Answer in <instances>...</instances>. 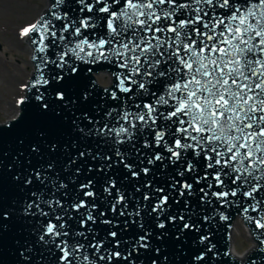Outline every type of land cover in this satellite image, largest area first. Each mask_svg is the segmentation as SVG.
I'll list each match as a JSON object with an SVG mask.
<instances>
[{
  "label": "snow or ice",
  "instance_id": "6c2138e0",
  "mask_svg": "<svg viewBox=\"0 0 264 264\" xmlns=\"http://www.w3.org/2000/svg\"><path fill=\"white\" fill-rule=\"evenodd\" d=\"M20 35L35 63L0 128V264H167L186 241L206 264L228 207L264 251V0H50ZM91 65L112 66L105 96Z\"/></svg>",
  "mask_w": 264,
  "mask_h": 264
},
{
  "label": "rangeland",
  "instance_id": "374dc122",
  "mask_svg": "<svg viewBox=\"0 0 264 264\" xmlns=\"http://www.w3.org/2000/svg\"><path fill=\"white\" fill-rule=\"evenodd\" d=\"M47 2L0 0V122L18 114L17 100L24 96L21 85L27 82L32 71L20 31L46 11ZM233 229L232 245L240 254L249 248L251 242L240 224Z\"/></svg>",
  "mask_w": 264,
  "mask_h": 264
},
{
  "label": "water",
  "instance_id": "95a60500",
  "mask_svg": "<svg viewBox=\"0 0 264 264\" xmlns=\"http://www.w3.org/2000/svg\"><path fill=\"white\" fill-rule=\"evenodd\" d=\"M44 14H45V12L41 13L39 15V17L44 15ZM22 38L27 39V36L22 37ZM32 63L34 65L35 62L32 61ZM91 67H93L95 69V71L93 73H91V82L89 84V87L96 94H98V96H105L106 93L104 90L107 88H110L109 77H110L111 71L113 70L112 66L108 65V66L103 67V68H96L95 65H91ZM85 71H87V69H85ZM102 74H106L109 77L102 75ZM95 98L96 97H94V99ZM22 114H23V112H22V106H21V113H20L19 117L14 119V120L9 121L8 123H6L4 125H0V128H2L4 126H10V125L16 124ZM11 119H13V118H11ZM8 120H10V119H8ZM5 121H7V120H5ZM5 121H2L0 123L2 124ZM17 151H19V150H17ZM60 159H61V161H64L66 158L62 155L60 157ZM28 161H29V158H28L27 154H25V157L23 160L18 159L17 161H15V163L17 164V167H21L22 165L27 166ZM32 162L36 163V161H32ZM37 166H39V165L37 164ZM60 171H62V165H61V169L59 171H57L56 174L59 175ZM24 202H25V197H24V194L21 193L20 197H19V203L18 204L12 203L11 207L9 208V211L19 212L22 209ZM109 215H110V213H109ZM223 215L225 216V219L221 220V219H219V215H216L213 218V220L211 221L210 239H211L212 244L214 245V249L218 253V255H217L215 261H211V260L206 261V264H217V262H219V264H264V251L260 250L261 246L258 244V241L255 240L254 237L252 236V233L254 231H256L254 228V225L247 223L246 220L243 218V216L239 215L236 211H233L232 208H230V207L223 209ZM239 220L248 228V230L250 232L251 239L255 243V247L252 248L248 252L247 256L243 260H239L238 258H235L229 252V249H230V233L233 230L232 226L234 223L239 222ZM11 236H12V244L18 250H19V246L27 245L30 241L29 233H23L19 229L15 230V232H13L11 234ZM185 243L188 244V247L186 249L181 250L183 259L173 255L171 257L170 261L167 262V264H197V262H195V261L190 262V260H189L190 251L195 250L196 245L194 243H190L187 241ZM165 251H167V249H165ZM225 253H227V255H224ZM233 254H234V252H233ZM45 255H47V253H45ZM8 259H10V258H8ZM137 264H146L144 257H141L140 261H138Z\"/></svg>",
  "mask_w": 264,
  "mask_h": 264
},
{
  "label": "bare ground",
  "instance_id": "6f19581e",
  "mask_svg": "<svg viewBox=\"0 0 264 264\" xmlns=\"http://www.w3.org/2000/svg\"><path fill=\"white\" fill-rule=\"evenodd\" d=\"M46 2H47V0H46ZM47 5H49V3L47 2ZM46 5V8L48 7ZM24 39V38H23ZM24 42L26 43V51L29 53V55H30V57H31V54H32V48H31V46H30V44H29V39L27 38V39H24ZM30 52H31V54H30ZM31 59V58H30ZM31 62V61H30ZM15 116H13L12 118H14ZM236 224H240L242 227H243V229H244V231L247 233V229L243 226V224L239 221V222H236V223H234V226L236 227ZM247 235V234H246ZM251 247H252V245H251ZM250 247V248H251ZM233 252H234V257H238V256H240V254H238V252L235 250V249H233ZM246 255V254H245ZM242 257H238V259H241Z\"/></svg>",
  "mask_w": 264,
  "mask_h": 264
}]
</instances>
